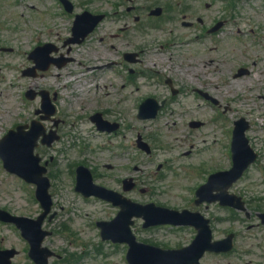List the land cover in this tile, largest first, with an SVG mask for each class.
<instances>
[{
	"label": "rangeland",
	"instance_id": "374dc122",
	"mask_svg": "<svg viewBox=\"0 0 264 264\" xmlns=\"http://www.w3.org/2000/svg\"><path fill=\"white\" fill-rule=\"evenodd\" d=\"M72 1L78 5L81 2ZM116 1L95 0L91 7L111 12L114 8L108 3ZM58 3L0 0V43L14 50L0 55V66L4 68L0 77V137L12 125L30 121L34 111L40 109V99L22 101L25 90H45L51 96L57 93V118L63 120L58 130L62 141L45 150L52 158L50 194L53 212L58 213L44 224L45 230L53 232L44 246L59 256L49 264H127V247L102 241L96 226L99 221L112 220L118 209L95 198L85 199L75 191L79 164L90 167L97 184L106 188L122 192L121 181L137 180V190L125 195L134 202L202 213L211 221L214 240L235 234L233 253L207 254L202 264H264V226L255 215L264 212V0H145L147 7L160 6L169 11L160 22H142L139 26L149 27L144 34L136 31L131 20L129 35L121 40L116 33L123 24L108 21L90 41L71 50L69 56L75 61L64 69L54 67L42 77H23L22 72L31 65L28 55L37 44L56 43L61 48L56 57L66 53L61 46L69 37L73 18L64 15ZM230 4L232 12L227 11ZM123 10L121 7L119 12ZM222 20L226 23L220 34L206 37V28ZM188 23L192 25L186 27ZM237 29L242 30L238 37ZM129 52L139 53L141 63H127L123 55ZM210 60L215 68L208 66ZM111 63L108 68L96 69ZM154 64L159 73H154ZM84 67L94 68V74L90 80L79 82L83 89L77 83L65 87L69 75L85 71ZM241 67H246L249 74L234 78ZM131 69L135 73L129 77ZM207 70L218 79L205 81ZM168 81L179 91L176 95ZM231 81L240 86L233 96L227 89ZM195 90L209 94L218 105L208 103ZM145 97L165 102L154 120L137 117L138 105ZM98 112L105 120L118 124V130L99 131L91 121ZM242 118L250 126L247 138L258 159L231 192L250 202V219L218 205L208 209L194 205V192L208 172L231 167L229 131ZM192 122L202 125L193 128ZM53 126V122L45 123L47 131L54 130ZM138 135L151 145L150 155L137 147ZM73 137L74 145L70 146ZM28 188L0 168L1 208L37 218L41 207L28 192L31 186ZM142 225L136 220L133 227L138 239L164 249L186 247L196 236L192 228L143 229ZM12 248L19 252L13 264H34L19 232L0 223V249Z\"/></svg>",
	"mask_w": 264,
	"mask_h": 264
},
{
	"label": "water",
	"instance_id": "95a60500",
	"mask_svg": "<svg viewBox=\"0 0 264 264\" xmlns=\"http://www.w3.org/2000/svg\"><path fill=\"white\" fill-rule=\"evenodd\" d=\"M144 106L141 107V118L155 117L159 108L156 106L149 115L144 114ZM101 125L100 119L96 120ZM234 134L233 142V168L229 172H223L211 176L208 183L198 192V203L220 201L222 205H233V199L229 197V189L237 182L248 167L256 160L257 155L253 153L249 147L245 137V131L248 126H239ZM7 137L8 145H4L1 149V155L7 163V168L18 173L27 181L38 184L37 197L45 209L44 214L37 220H28L25 218H14V222L22 230L23 235L29 240L32 246L31 256L39 264H47V259L51 254L47 250H41V244L44 238L49 235L41 230V226L47 214L50 212L52 202L48 195L49 183L41 178L42 170L33 167L29 162H25L22 156L32 153L34 144L27 146L24 139L25 136H19L10 133ZM39 134V133H37ZM37 134L35 139H37ZM149 152L148 147L144 148ZM22 157L23 165L20 158ZM17 167V169L13 168ZM129 184L126 190H131ZM77 190L89 197L95 195L105 200H109L121 207V212L117 218L111 223H100L102 228V237L104 240H112L117 243H127L130 246L128 252L129 264H199V260L206 251L209 252H228L232 249V236L220 242L212 243V233L209 228V221L205 220L199 214H192L184 211L182 214L176 211L155 207L153 204L148 206H140L133 204L126 199H122L118 194L110 192L104 188L93 184L90 172L85 168L78 170ZM218 194L214 196V193ZM232 201V202H231ZM235 206V205H234ZM238 209L243 207L236 206ZM134 217L143 218L146 223L145 228L159 226L165 224L171 225H192L199 234L193 244L185 249L177 251H165L149 245L138 243L135 236L131 232L130 226L133 225ZM264 222V215L261 216ZM39 256L42 258H39ZM7 259V258H6Z\"/></svg>",
	"mask_w": 264,
	"mask_h": 264
},
{
	"label": "bare ground",
	"instance_id": "6f19581e",
	"mask_svg": "<svg viewBox=\"0 0 264 264\" xmlns=\"http://www.w3.org/2000/svg\"><path fill=\"white\" fill-rule=\"evenodd\" d=\"M208 57H211L210 55L208 56ZM163 64V63H162ZM155 65V67L157 68V66H156V64H154ZM210 68H215L216 67V65H214V61L212 60H210V63H209V65H208ZM85 68V71H82V72H79L80 74H86V75H93L94 74V71H92V69H90V68H87V67H84ZM206 69H207V67H206ZM157 72H160L159 71V69L157 68ZM183 72L184 73H186V74H189V73H187L185 70H183ZM207 72H208V74H209V76L208 75H206V76H204V80L205 81H207V80H210V81H212V82H214V81H216V79H218V77L216 76V77H213L212 76V74L210 73V71L209 70H207ZM221 74H222V72H220ZM72 74L73 73H71V75H70V77L68 78V79H66L65 80V87H68V85L70 84V78H71V76H72ZM190 76H191V74H189ZM219 76V75H218ZM257 80H259V77L256 75V77H255ZM245 82L243 81V82H240V85H243ZM240 88V86H237L236 85V83H234V82H228V86H227V89L229 90V91H231L232 93L230 94V96H233V95H235V90H237V89H239ZM105 95H106V100H108L109 99V97H110V92H106L105 93ZM87 127H88V125H87Z\"/></svg>",
	"mask_w": 264,
	"mask_h": 264
},
{
	"label": "flooded vegetation",
	"instance_id": "af4514ba",
	"mask_svg": "<svg viewBox=\"0 0 264 264\" xmlns=\"http://www.w3.org/2000/svg\"><path fill=\"white\" fill-rule=\"evenodd\" d=\"M130 1H136V0H130ZM138 1H140V0H138ZM64 44H65V40H64L63 45H62L61 47H62L63 49H66V47L64 46ZM1 49H2V47H0V55L7 53V52H5V53L2 52ZM71 49H72V48H69V49H68V52H70ZM8 53H11V52H8ZM0 59H1V58H0ZM1 68L3 69V67H1ZM1 68H0V69H1ZM41 158H42L41 160L44 161L43 157H41ZM45 163H46V162H45ZM46 164H48V163H46Z\"/></svg>",
	"mask_w": 264,
	"mask_h": 264
}]
</instances>
